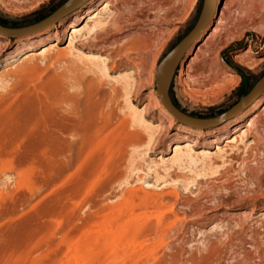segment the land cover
Segmentation results:
<instances>
[{"label":"rangeland","instance_id":"rangeland-1","mask_svg":"<svg viewBox=\"0 0 264 264\" xmlns=\"http://www.w3.org/2000/svg\"><path fill=\"white\" fill-rule=\"evenodd\" d=\"M65 1L0 0V26H33ZM203 2L108 0L104 28L75 39L81 54L67 46L75 12L36 44L0 40V264H264V103L226 133L179 143L175 125L145 97L156 94L159 61L194 27ZM103 6L95 1L91 11ZM213 19L168 90L179 111L201 120L223 115L264 74V0H221ZM41 47L45 55L23 60ZM147 100L156 142L127 159L117 180L118 127L133 120L129 102L140 111ZM255 115L245 141L214 156L209 139L223 147ZM174 144L190 145L194 162L172 165ZM69 151L80 152L71 167Z\"/></svg>","mask_w":264,"mask_h":264},{"label":"bare ground","instance_id":"bare-ground-1","mask_svg":"<svg viewBox=\"0 0 264 264\" xmlns=\"http://www.w3.org/2000/svg\"><path fill=\"white\" fill-rule=\"evenodd\" d=\"M88 1L89 0H83L73 11H71L69 13V14H71V13L75 12L73 14L74 22L67 25L69 27V31H70L68 42H67V46L74 53H80V54L83 53V52H81L79 49H77L74 46V41H75V39L78 36L84 38L86 35L90 34L91 31L97 30L98 28H104V26H105V20H104L103 16H101V15L102 14L104 15V13H106V11H107L108 0H91L89 2ZM95 1H100L101 3L104 4V6L99 9L100 5H102V4H99V7L96 8V10L91 11V8H92L93 4L95 3ZM220 1L221 0H206V9L205 10L209 13V11L211 12L214 9H217V11H216V15H217L218 5H219ZM86 2H88V3L86 5H84ZM84 15H89V16L86 17V20H85V23H84L83 27H80V25H77V23L81 19H82V21L85 19ZM64 17H61L56 22H54V23H52L50 25H47V26H45V27H43L41 29H38L35 32H33V30H31L28 33L18 34L16 36H12V35L8 36V35H5V34L0 32V40H4V37H7V38H21V37L26 36L24 38L18 39L17 40V44L18 45H25V46L27 44H36L43 37V35L49 31L50 26L56 24L57 22L59 23V21L61 19H63ZM213 18L214 17H212V20H213ZM210 22L208 23V25L210 24ZM221 22H222V14H220L219 18L216 21V24H215L213 30L208 34V36L206 37L204 42H201L200 44H196L197 46H196V50L194 52V58L201 51V49L204 47V45H206L207 42H209L210 40H212L215 37V34H216L217 30L219 29V26H220ZM208 25L204 28V30L208 27ZM204 30L201 31V33L199 34L198 37H200L203 34ZM187 50H186V52H187ZM47 52H48V48L41 47L37 51L29 50L26 54L23 55L22 58L24 60V59L33 58L35 56H42V55H45ZM62 53H64V52H62ZM246 53H250V50L248 49L246 51ZM246 53H244V54H246ZM83 56L85 58H89V59H93V60H100V57L98 55H96V54H91V53H87L86 54L85 53V54H83ZM194 58H192L190 60V63H193ZM103 68L105 69L106 67L103 66ZM187 68H188V66H187ZM155 77H156V75H155ZM211 81L213 83H216V84L220 83V82H217L215 77H214V79H211ZM216 86H219V84L216 85ZM224 86H225V82L223 83V85H222V82H221V85L218 88L221 89ZM155 87H156V84H155ZM259 96H261V95H259ZM259 96L254 98L244 108H242L240 110H237V111H234L233 113H230L226 118H223V116L222 117L219 116V117L214 118V119H212V120H210L208 122H205V120H201V119L191 118V117H189V116H187L185 114L184 115L189 117V118L184 117V116L183 117H177L170 110L167 109L165 104L162 102L157 89H156V94H155V92H152V91L149 90L148 96L146 95L145 97L155 101L156 105H158V107H159L161 115L168 120V123L170 125H175L176 133L181 135L179 143H182L183 140L185 139V136L187 134L188 135L189 134H195V135H198V136H206L209 133H210V135H214V134H217V133H220V132L221 133L228 132V130L230 128V124L232 122L239 123L243 118H245L248 115V113L251 110L257 109L258 107L261 106L262 102L264 103V94L261 97H259ZM167 100H168L169 104L173 108L178 110L172 104V102H171V100L169 98V94H168V99ZM250 104H251V107L249 109H247L245 112H243ZM151 105L152 104L150 103V100H147V102L144 104L143 108L140 111H137L135 106L131 102H129L130 110H132V113H133V116H132L133 120H129V119L123 118V120L121 119L122 120L121 123H120L121 126L118 125V126H120L118 128H120V131L122 132L123 138H121V139L119 138L120 140H119V142H117L118 146L116 148H114L115 150H117V148H118L119 158H118L116 164L114 165L115 167L112 166V172H113V175H114L113 178H117V180L124 176L123 172H122V169L120 170V168L125 167L127 159H132L133 160L134 157H136V155H137V153H138V151L140 149H144L145 153L148 152L150 144H152V143L155 144V142H156V137L154 135L158 131L159 126L152 127L151 124L145 120V116L148 113ZM179 112H181V111H179ZM241 112H243V113H241ZM239 113H241V114L238 117H236L232 121L227 122L226 124H224V126H222L220 128H216V129H213V130H210V131H202V130H200V129H208V128H212V127H216L218 125H221L222 123H225L227 120H230L231 118H233L234 116L238 115ZM256 118H257L256 115L253 116L251 118V120L248 121V125L243 128L241 133L234 134L233 136H231L229 138H225L224 140H222V142L224 143L223 147L219 146L217 144V140L215 139V137L212 136L209 139L208 143L210 145H212V147H214L215 150H216L214 156H217V157L221 156L222 158H224L225 156H227V151L229 149H232V148L236 147L237 144L239 145V144L243 143L245 141V138L247 137L246 135H247V132H248V128L251 127L253 121ZM175 120L178 121L181 124H177V122ZM159 125H160V123H159ZM137 126H141L146 131V136L144 134H142L137 129ZM162 127H164V126H162ZM130 128H132V130H130ZM160 130H161V128H160ZM175 134H172V135H175ZM119 136H121V135H119ZM89 139H90V137L88 136V139L86 138L85 141L90 142ZM159 140L160 139H158L157 143L160 142ZM116 141H118V140H116ZM92 142H94V141H92ZM89 144H91V143H89ZM151 146H153V145H151ZM190 147L191 146L188 145V144L183 146V147H181L179 144H174L172 146H168V149H170V152H172V154H173L172 158L169 160L172 163V165H174V164L177 165V164L181 163L182 159H184V158L187 159L190 162H194V158L191 155V151L192 150L190 149ZM52 150H53V148H52ZM130 151H131V153H130ZM69 152H70V156H69L70 159H69V162H68L69 164L67 166L71 167L73 165V161L78 159L77 157L80 156L79 155L80 152H78V154H75V152L73 153V151H69ZM59 153L63 154L64 152H63V150H61V152H59ZM199 154L204 159H208L209 158L208 153L205 152V151H200ZM128 162H129V160H128ZM134 170H136V169H134ZM155 185H156L155 182H148V186H151V188L154 187ZM130 193H132V192H130ZM261 215H264V212Z\"/></svg>","mask_w":264,"mask_h":264},{"label":"water","instance_id":"water-1","mask_svg":"<svg viewBox=\"0 0 264 264\" xmlns=\"http://www.w3.org/2000/svg\"><path fill=\"white\" fill-rule=\"evenodd\" d=\"M83 0H67L65 1L54 13L49 15L47 18L30 27L25 28H6L0 26V32L5 35H12L16 36L18 34L28 33L31 30L33 32L41 29L47 25H50L61 17L68 15L71 11H73ZM206 9V0H204L203 7L201 8L199 17L197 22L195 23L194 27L187 33V35L173 48H171L164 57L159 61L156 67V77H155V84L156 89L159 93V96L162 102L165 104L168 110H170L174 115L177 117H187L175 108H173L168 102V90L171 83V80L174 76V73L177 69L179 63L183 60L186 54V50L191 46L194 45L195 41L197 40L201 31L208 25V23L212 20V17L215 18L217 9L213 11H209V13L205 10ZM214 14V15H213ZM214 20V19H213ZM194 47V46H193ZM264 92V74L259 78V80L255 83L252 90L243 98L240 99L238 103H236L229 111L225 112L223 118H226L230 113L234 111L240 110L247 106L254 98L258 97ZM189 118V117H187ZM212 120V119H210ZM210 120H205L208 122Z\"/></svg>","mask_w":264,"mask_h":264}]
</instances>
